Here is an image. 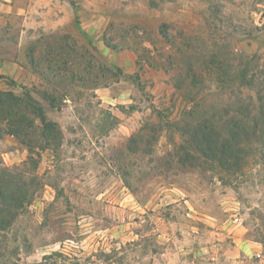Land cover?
Listing matches in <instances>:
<instances>
[{"label":"rangeland","instance_id":"rangeland-1","mask_svg":"<svg viewBox=\"0 0 264 264\" xmlns=\"http://www.w3.org/2000/svg\"><path fill=\"white\" fill-rule=\"evenodd\" d=\"M0 92L37 125L0 130V264H264V0H0ZM236 119L226 172L189 137Z\"/></svg>","mask_w":264,"mask_h":264},{"label":"trees","instance_id":"trees-1","mask_svg":"<svg viewBox=\"0 0 264 264\" xmlns=\"http://www.w3.org/2000/svg\"><path fill=\"white\" fill-rule=\"evenodd\" d=\"M26 103L24 98H19L11 93L0 92V130L3 132L14 134L22 140L28 132L36 130L37 125L32 119H27ZM32 113L37 115L38 119L44 123L45 118L40 109L33 108ZM50 124L43 125L42 132L44 139L49 138ZM224 134L217 135L215 128L206 121H200L193 125L192 136L190 141L192 148L199 153L204 162H215L221 169L226 172L242 171L245 165L244 150L246 141L251 132L249 123L242 120H232L225 128ZM220 137V140L214 138ZM199 157H196L190 151L180 159L189 165H197ZM24 198L23 187L20 181L3 176L0 172V230L6 229L10 225V221L2 217L5 214H12L18 208L22 207Z\"/></svg>","mask_w":264,"mask_h":264}]
</instances>
